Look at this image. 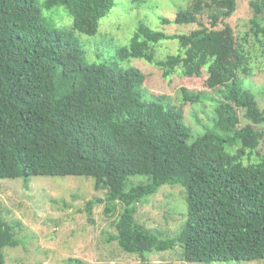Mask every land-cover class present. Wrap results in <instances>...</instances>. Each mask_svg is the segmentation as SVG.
I'll return each mask as SVG.
<instances>
[{
	"label": "trees",
	"instance_id": "1",
	"mask_svg": "<svg viewBox=\"0 0 264 264\" xmlns=\"http://www.w3.org/2000/svg\"><path fill=\"white\" fill-rule=\"evenodd\" d=\"M246 1L251 30L264 38V0ZM118 2L123 22L137 25L125 30L128 43L110 61L91 62L96 54L83 35L100 29L98 36L118 44L99 27L115 0H0V179L86 176L105 192L86 201L89 221L94 204H103L107 216L116 214L108 239L140 257L178 243L185 262L264 260V93L249 87L261 84L232 27L216 28L237 0H193L173 17L158 0ZM203 14L209 24L199 21ZM185 25L195 26L171 31ZM171 41L172 51L161 50ZM155 68L166 80L205 72L209 89L181 85L179 107L165 93L145 99ZM200 125L204 133L193 138ZM164 184L186 193L184 223L166 239L135 218L137 205ZM20 242L0 216V264H13L4 249Z\"/></svg>",
	"mask_w": 264,
	"mask_h": 264
},
{
	"label": "rangeland",
	"instance_id": "2",
	"mask_svg": "<svg viewBox=\"0 0 264 264\" xmlns=\"http://www.w3.org/2000/svg\"><path fill=\"white\" fill-rule=\"evenodd\" d=\"M158 1L168 3L164 13L173 17L178 9L190 5L193 0ZM247 5L246 0H237L233 14L216 28L221 29L225 24L232 27L237 41L244 44L251 55L250 67L253 80L256 84H261L256 87L252 82L249 83V87L256 93L257 90L264 93V45H260L264 43V38L261 33L256 36L251 30L249 19L252 17V10ZM120 9L124 11L125 6L115 0L114 7L99 22L102 32L107 33L109 37L113 35L118 44L114 46L108 44L109 39L106 35L103 38L98 36L100 29L96 35L82 36V43L85 46L89 44V47L95 51V58L87 54L91 62L110 61L115 49L128 43L125 30H129L132 26L135 29L137 24L134 26L132 20L124 23L125 15L120 13ZM111 12H114L111 18L105 21ZM199 21L209 24L207 14L200 15ZM66 22L64 20L61 23ZM195 25H185L179 29L171 28V31L181 30L188 33ZM167 47L172 51L176 44L173 41L167 42L161 50ZM134 63L140 65L138 61ZM124 66H129V63H124ZM143 70L147 72L149 69ZM153 70L157 72L156 76L148 78L142 90L145 99L152 100L153 95L165 93L170 96L171 102L179 107L180 101H177V97L181 85L197 90L209 89L205 84L207 76L205 72L198 77H171L166 80L161 76L158 68ZM261 81L263 82L260 83ZM256 99L259 101L258 96ZM259 106L264 110V97L260 98ZM183 108L185 116L189 117L187 120L196 123L197 116L196 113L193 114V111H196L195 107L186 104ZM197 113L203 123L207 122L205 113L200 111ZM204 131L200 125L199 130L192 129V137L201 135ZM261 149L264 151V141ZM86 178V176L43 177L30 179L27 183L22 181V178L0 179V216L9 224H13L15 236L21 241L15 247L4 249L7 263L79 264L72 260L79 259L82 264H202L185 262L181 257L178 243L172 249L147 252L143 257L122 251L115 241L108 239L109 234L115 233L116 214L107 216L103 211V204H94L91 214L93 222L88 219L84 210L86 201L95 196L103 197L105 192L96 190L92 181ZM134 181L146 182V178H134ZM185 195V188L181 185H161L153 195L137 205L135 218L158 237L173 238L178 235L185 220ZM209 264H264V260Z\"/></svg>",
	"mask_w": 264,
	"mask_h": 264
}]
</instances>
